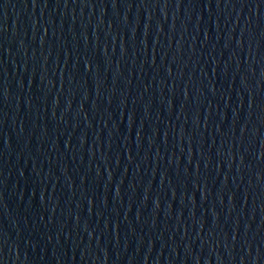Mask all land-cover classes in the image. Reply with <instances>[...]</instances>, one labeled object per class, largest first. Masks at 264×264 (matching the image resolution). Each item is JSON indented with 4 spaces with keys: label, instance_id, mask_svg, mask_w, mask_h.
<instances>
[{
    "label": "water",
    "instance_id": "1",
    "mask_svg": "<svg viewBox=\"0 0 264 264\" xmlns=\"http://www.w3.org/2000/svg\"><path fill=\"white\" fill-rule=\"evenodd\" d=\"M0 264H264V0H0Z\"/></svg>",
    "mask_w": 264,
    "mask_h": 264
}]
</instances>
